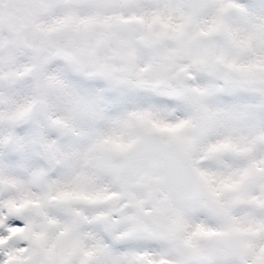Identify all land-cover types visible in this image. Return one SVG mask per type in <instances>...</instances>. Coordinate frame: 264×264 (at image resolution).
<instances>
[{"label": "snow or ice", "instance_id": "snow-or-ice-1", "mask_svg": "<svg viewBox=\"0 0 264 264\" xmlns=\"http://www.w3.org/2000/svg\"><path fill=\"white\" fill-rule=\"evenodd\" d=\"M0 264H264V0H0Z\"/></svg>", "mask_w": 264, "mask_h": 264}]
</instances>
